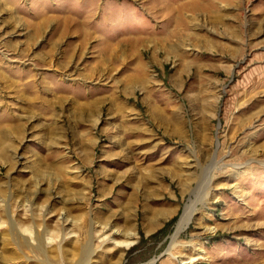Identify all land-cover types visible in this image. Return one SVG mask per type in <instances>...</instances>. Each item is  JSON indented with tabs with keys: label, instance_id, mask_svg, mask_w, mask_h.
<instances>
[{
	"label": "rangeland",
	"instance_id": "374dc122",
	"mask_svg": "<svg viewBox=\"0 0 264 264\" xmlns=\"http://www.w3.org/2000/svg\"><path fill=\"white\" fill-rule=\"evenodd\" d=\"M78 262L264 264V0H0V264Z\"/></svg>",
	"mask_w": 264,
	"mask_h": 264
},
{
	"label": "bare ground",
	"instance_id": "6f19581e",
	"mask_svg": "<svg viewBox=\"0 0 264 264\" xmlns=\"http://www.w3.org/2000/svg\"><path fill=\"white\" fill-rule=\"evenodd\" d=\"M144 79H145L144 76H141L139 78V81H144ZM128 235L130 236V234H128ZM36 239H37V242H38V248H40L42 251H44V241H43V234H42V232L41 233L39 232V233L36 234ZM92 253H93L92 249H90L89 246H86V248H85V254H83L84 255L83 257L85 259V262H87V259L89 258V256H91ZM77 264H79V262Z\"/></svg>",
	"mask_w": 264,
	"mask_h": 264
}]
</instances>
